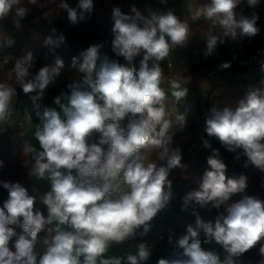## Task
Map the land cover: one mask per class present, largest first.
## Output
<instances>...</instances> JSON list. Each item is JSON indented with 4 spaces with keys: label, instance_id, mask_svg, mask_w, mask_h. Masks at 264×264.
I'll list each match as a JSON object with an SVG mask.
<instances>
[{
    "label": "clouds",
    "instance_id": "1",
    "mask_svg": "<svg viewBox=\"0 0 264 264\" xmlns=\"http://www.w3.org/2000/svg\"><path fill=\"white\" fill-rule=\"evenodd\" d=\"M28 3L41 9L46 6L38 0ZM260 3H195L191 20L208 23L201 34L204 56L213 55L226 38L254 37L260 31L254 11ZM245 4L253 9L250 14H244ZM58 8L75 25L92 15L94 3L78 0L71 7L59 0ZM30 11L22 0H0V21L11 15L17 28ZM131 13L119 6L111 10V51L124 63L102 56L104 43L90 45L72 57L77 76L66 85L67 91L54 97L55 107L44 105L42 99L56 83L64 60L56 56L54 64L33 73L32 52L15 58L14 79L31 101V108L24 109V120L32 125L33 113L39 119L33 133L39 148L25 143L24 166L29 178L47 180L48 190L41 193L33 188L30 194L20 182L0 180L8 194L0 207V264H146L150 258L146 243L138 244L134 254L117 256L109 251L113 244L147 234L153 219L173 198L172 171L187 167L174 137L187 126L188 111H173L168 100L180 104L192 75L168 79L166 89L162 62L175 49L190 44L192 30L171 8L147 9L145 15L132 5ZM51 33L43 43L54 53L66 37L56 28ZM5 43L11 46L14 41L0 38V47ZM137 57H142L138 66ZM229 67L230 62L219 66ZM17 95V87L0 82V131L17 114ZM204 132L236 153L237 160L246 157L245 167L250 164L264 172V80L248 88L235 107H211ZM203 144L211 148L209 140L203 139ZM153 153L155 160L150 158ZM219 155L218 149L212 150L207 158L209 170L204 171L198 189L182 197V209H192L194 225H186L171 254L157 264H237L239 257L253 249L260 257L257 264H264V200L243 195L247 177L226 176L227 166ZM237 194L242 198L234 200ZM198 209H216L218 214L206 221ZM17 227L22 229L19 235ZM42 231L46 235L37 250ZM212 243L223 249V258L215 249L203 247Z\"/></svg>",
    "mask_w": 264,
    "mask_h": 264
},
{
    "label": "trees",
    "instance_id": "2",
    "mask_svg": "<svg viewBox=\"0 0 264 264\" xmlns=\"http://www.w3.org/2000/svg\"><path fill=\"white\" fill-rule=\"evenodd\" d=\"M187 0H93L94 11L85 21L75 25L71 24L67 18V12L58 8L59 0H38L44 3L45 8L41 9L28 3V0H22V4L30 8L29 14L20 21V27L17 28L10 15L3 21H0V38L14 41L11 46L6 43L0 47V82L10 83L17 87V105L28 106L30 102L29 95L23 93L22 89L16 84L12 68L15 58L22 57L26 52H32L34 56L33 73L45 65L54 64L56 56L64 60V68L71 66L73 56L86 50L90 45L104 43L101 49V55H107L110 59H118L124 63L123 57H116L111 51L112 40V19L111 10L114 6H119L121 11L126 14L131 13V6L135 5L141 13L147 15V9L163 10L173 9L181 18L186 19L191 27L192 36L189 45L186 48H177L171 55L162 62L165 79L170 74L178 79L188 74L192 75L191 85L210 78V73L214 68H218L213 82L216 87L209 93L203 103H197V115L192 117L187 128L177 131L174 137V146L178 145L183 152L182 163L187 167L184 170L174 169L170 175L173 180V198L170 203L161 210L151 222L150 230L143 236H137L120 245L121 254L135 253L136 247L140 243H146L150 240L159 238L158 236H170L172 229L181 225L195 223V216L192 209H182V197L189 191L198 189L199 182L205 170H209L207 158L212 154L213 149L219 150V158L226 164L228 177H247V188L243 195L255 196L264 200V172L259 171L252 165L245 167L246 157L240 156L236 159V153L227 151L218 140L208 137L204 132L205 119L210 114L211 107H222L230 105L235 107L241 100L248 88L256 86L261 80H264V59L261 62L255 61L254 57L258 52L264 51V0L254 10L259 15L258 26L260 31L252 38L242 37V41L237 43L234 48L219 45L216 52L205 57L203 51L206 47L205 41L201 40V34L207 30L208 23L204 20L193 22L191 15L186 7ZM71 7H76L78 0H66ZM202 2V0H196ZM244 14H250L253 9H249L246 4L242 5ZM56 28L57 32H63L65 43L51 52L44 46L45 37L51 35V29ZM224 62H230L231 67L220 69L219 66ZM172 64V71L168 64ZM62 69V70H63ZM214 72V71H213ZM214 77V76H213ZM189 84V85H190ZM49 86L45 93H52ZM215 92H217L215 94ZM169 95V94H168ZM170 97V95H169ZM179 105H174L171 98L168 103L170 109ZM126 123V121H125ZM36 124H39V119ZM211 143V148L204 147L203 139ZM25 143H30L29 138L20 136L15 131L12 137H5L0 133V160L4 161V167L0 168V180L20 182L28 188L29 193L33 194L35 183L38 184L40 192L41 180L34 181L28 176V168L24 166L25 154L23 151ZM39 148V147H37ZM151 159L155 160L153 153ZM7 191L0 187V207L7 199ZM237 194L234 200L241 199ZM39 206V205H38ZM41 210L47 215L46 208L41 206ZM203 219L211 220L218 214V210L198 209ZM221 211V210H220ZM17 235L21 234L22 229L16 228ZM46 232L38 234V243L42 241ZM15 237L13 238V241ZM12 242H10L11 246ZM14 250V249H13ZM220 250L223 249L220 247ZM225 254V253H224ZM260 257L255 249L250 250L238 258L237 264H257Z\"/></svg>",
    "mask_w": 264,
    "mask_h": 264
},
{
    "label": "rangeland",
    "instance_id": "3",
    "mask_svg": "<svg viewBox=\"0 0 264 264\" xmlns=\"http://www.w3.org/2000/svg\"><path fill=\"white\" fill-rule=\"evenodd\" d=\"M196 3V0H187L186 1V7H188V11L191 15V12L194 8V5ZM242 41V37L239 40L233 41L229 38H226V42L224 43L225 46L229 47V48H234L237 43ZM142 57H137L135 63L139 64V60ZM214 71V72H213ZM218 72V68H214L212 70V73H210V78H206L203 81H200L198 83H196L195 85H187L189 91L188 94L186 95L185 98H183L182 100L184 102H182V107H173L171 108L173 111H188V116H187V126L185 128H187L191 122V118L196 116L197 114V103H203V100L206 99L207 95L211 92H213V89L216 87V82H213L212 80H214L213 78H215V74ZM77 76V70L72 68L71 66H68L67 68L61 70V73L59 75V77L57 78V81L54 85H50L51 89H55L53 90L52 93H45L44 97H43V101L46 105L48 106H52L55 107L54 103H53V99L54 97H56L57 95H59L62 91H67L66 85L68 83H70L75 77ZM214 76V77H213ZM162 87H165L166 89L169 88L170 86L167 84V81L165 79L164 84L162 85ZM217 92H215L216 94ZM169 95L171 96V94L169 93ZM28 109L31 108V101L27 104ZM37 124H33V126H35ZM28 136H30L29 140L30 143L35 145L36 147H39L38 142L34 139V135L33 133H29ZM26 160V157L24 158ZM44 181L42 184V190L40 191L41 193L47 191V187L45 185V182L47 180H42ZM48 182V181H47ZM33 188L38 189V184L35 183V186ZM222 211V209H221ZM186 232V225H181L180 227L176 228V229H172L170 232V236L172 239H175L177 237H179L182 234H185ZM157 242L154 240L153 244H157ZM168 248L167 244H163L162 246H160L157 251H165ZM219 253L221 255V257L223 258V256L225 255L224 252H222V250H219ZM134 254V253H133ZM146 264H149V262H146Z\"/></svg>",
    "mask_w": 264,
    "mask_h": 264
},
{
    "label": "built area",
    "instance_id": "4",
    "mask_svg": "<svg viewBox=\"0 0 264 264\" xmlns=\"http://www.w3.org/2000/svg\"><path fill=\"white\" fill-rule=\"evenodd\" d=\"M262 59H264V51L258 52L257 55L254 57L255 61L261 62ZM168 68L172 71V64L171 63L168 64ZM170 78L178 79L175 75L170 74L169 76H167L166 81ZM42 103L44 105H46L44 103L43 99H42ZM16 107H17V114L12 117V119L8 122V125L2 126L6 130L0 131V133L3 134L5 137L9 138V137H12V135L14 134L15 131H18L20 136L30 138V136H28V134L34 133L35 126H33V124H36L38 118L33 113L32 125H30L24 120V109L28 108V107L24 106V105H23V107L22 106H16ZM32 179L34 181H37V182H38V180H40V179H37L34 177ZM46 183L48 184V182H46ZM41 187L42 186L40 184V191L42 190ZM158 237H159V238H157L158 241L161 243L167 244L168 248L165 251H159V252H156L155 254H151L150 258L147 261V262H149V264H157V260L159 258L168 257L171 254V252L173 251V243L175 242V239H172V242L170 243L169 236L160 235ZM150 241L146 242V244L149 245ZM203 247H205L206 249H215L217 252H219V250H220V246L215 244V243L204 244ZM123 255H125V254H120L117 256H123Z\"/></svg>",
    "mask_w": 264,
    "mask_h": 264
},
{
    "label": "crops",
    "instance_id": "5",
    "mask_svg": "<svg viewBox=\"0 0 264 264\" xmlns=\"http://www.w3.org/2000/svg\"><path fill=\"white\" fill-rule=\"evenodd\" d=\"M151 156H152V154L150 155V158H151ZM43 182L44 181L41 180V186H42ZM46 182H45V185L48 189V184ZM154 240L158 241V239H153L150 241L149 247L151 248V254H155L156 252H159V251H157V249L160 246H162L163 244H165V243H161V242H157V244H153ZM120 245L121 244H113L112 247L110 248L109 255H120L122 253ZM37 250H41V244L39 246H37Z\"/></svg>",
    "mask_w": 264,
    "mask_h": 264
}]
</instances>
